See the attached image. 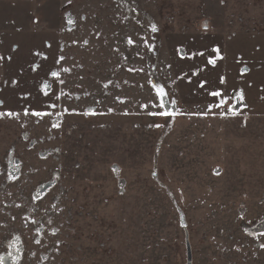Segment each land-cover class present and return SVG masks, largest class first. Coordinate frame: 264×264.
<instances>
[{"label": "rangeland", "instance_id": "374dc122", "mask_svg": "<svg viewBox=\"0 0 264 264\" xmlns=\"http://www.w3.org/2000/svg\"><path fill=\"white\" fill-rule=\"evenodd\" d=\"M259 37L264 0H0V264H264Z\"/></svg>", "mask_w": 264, "mask_h": 264}, {"label": "snow or ice", "instance_id": "6c2138e0", "mask_svg": "<svg viewBox=\"0 0 264 264\" xmlns=\"http://www.w3.org/2000/svg\"><path fill=\"white\" fill-rule=\"evenodd\" d=\"M68 2L71 3V0H68ZM204 26L206 28L207 27V24L205 23ZM151 30H152V32H156L158 29L153 24L152 27H151ZM85 43H87V41H85ZM128 43H133V41L131 40V38L128 39ZM145 43H147V41H145ZM50 46L51 45L49 44L48 47H50ZM13 50L15 51V46H14ZM177 51H181V49H177ZM206 53H207V55H206ZM213 53H214V55H213ZM36 54L37 55H41V56L44 55L43 53H36ZM205 56H206V66L215 67L216 64H217V61L223 59V56L221 54V50H220V48L218 46H213L210 49V51L207 50V49H205V50H199V51H193L190 54L182 55L181 56V59L187 58V59L191 60V59H193L195 57L204 58ZM4 59H5V57L0 56V61H2ZM7 59L11 60V57L9 56V57H7ZM63 59H64V57L63 56H60L57 59L56 63L59 64ZM38 67H39V65H33L32 66V70L33 71H36V69ZM62 71L68 72L70 70L68 68H64V69H62ZM198 71H200V70H198ZM198 71L197 72H193L192 75L193 76L198 75ZM243 71H247V69H243ZM50 75L53 78L59 80V82L61 84L64 83L63 80H60L59 79V77H60V72L59 71L52 70L50 72ZM188 78L191 79V77H188ZM11 83L13 85H15L18 82L16 80H12ZM220 83L221 84H224L225 83V78L224 77H220ZM206 85H207V81L200 80L199 86H200L201 89H204L206 87ZM152 87H153V89H154V91L156 93V100H157L156 106L160 110L157 111V112H152V113H150V115H154V116H174V115H176V113H174V112L164 111L163 110L165 108V106H166L167 103H175V101H169L168 100L169 93L166 91L165 87L162 86V85H159V84H153ZM50 88H51V85L47 81H45L44 84L41 87V91L43 92V95L44 96H48L49 95ZM208 94L210 96H213V97H220L221 99H219V102L218 103L209 104L207 106L208 107V111L207 112L200 113L201 115H208V114L212 113V109L213 108L222 109V108H224V106L226 104L228 105L227 110L220 112L219 115H222V116H227V115L235 116V115L238 114L236 111H233L232 110V106L228 103V97L223 96V93H222L221 90L210 91ZM60 95H63V93H61ZM239 98H240L241 101L244 99L243 92L242 91L239 93ZM57 99H59V96H57ZM2 105H3V101H0V106H2ZM49 107L55 108L56 105L55 104H52ZM65 111H68V110L65 109ZM109 111H111V109H109ZM84 114L85 115H88L90 113L89 112H85ZM91 114H95V113L93 112ZM213 114H215V113H213ZM23 115L25 117L34 116V117L43 118L45 116H52L53 113L48 112V111H38V110H35V109H33V110L30 111L29 108H24ZM57 115H59V113H57ZM4 116L13 117V118H16V119H20V113L14 112V111H11V110L0 112V117H4ZM156 126L159 127L160 125H156ZM53 127H59V124L58 123L53 124ZM261 247H264V244H262Z\"/></svg>", "mask_w": 264, "mask_h": 264}, {"label": "water", "instance_id": "95a60500", "mask_svg": "<svg viewBox=\"0 0 264 264\" xmlns=\"http://www.w3.org/2000/svg\"><path fill=\"white\" fill-rule=\"evenodd\" d=\"M186 264H191V254L190 251L187 252V261Z\"/></svg>", "mask_w": 264, "mask_h": 264}, {"label": "crops", "instance_id": "0c3cea01", "mask_svg": "<svg viewBox=\"0 0 264 264\" xmlns=\"http://www.w3.org/2000/svg\"><path fill=\"white\" fill-rule=\"evenodd\" d=\"M261 41H264V38H260V37H259V38H257V39H256V41H255V42H257V43H259V44H260V42H261Z\"/></svg>", "mask_w": 264, "mask_h": 264}]
</instances>
